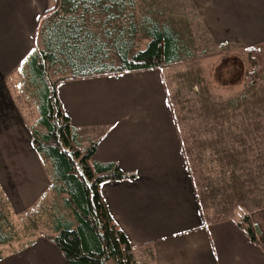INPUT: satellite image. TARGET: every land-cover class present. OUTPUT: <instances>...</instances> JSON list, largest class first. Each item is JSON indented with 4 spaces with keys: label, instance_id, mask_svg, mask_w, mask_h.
Wrapping results in <instances>:
<instances>
[{
    "label": "crops",
    "instance_id": "crops-1",
    "mask_svg": "<svg viewBox=\"0 0 264 264\" xmlns=\"http://www.w3.org/2000/svg\"><path fill=\"white\" fill-rule=\"evenodd\" d=\"M56 2L0 0V187L13 196L29 187L36 201L50 185L49 164L23 128L9 81L34 48L39 16ZM196 2L215 41L264 44V0ZM58 94L81 140L98 141L94 159L133 175L105 181L101 192L138 264H264V248L239 224L249 214L264 247L263 207L247 211L234 201L239 193L220 192L218 178L209 180L204 201L164 67L65 80ZM14 253L0 264H52V255L54 264H70L44 235Z\"/></svg>",
    "mask_w": 264,
    "mask_h": 264
},
{
    "label": "trees",
    "instance_id": "trees-1",
    "mask_svg": "<svg viewBox=\"0 0 264 264\" xmlns=\"http://www.w3.org/2000/svg\"><path fill=\"white\" fill-rule=\"evenodd\" d=\"M135 9L136 0H57L39 16V48L32 50L21 67L40 113L30 128L32 145L50 165L53 191L62 196L71 216H56L55 235L47 238L70 264H137L133 246L101 192L105 181L133 175L117 163L94 159L98 141L83 143L58 94V84L65 80L149 70L186 59L185 42L175 26L158 21L142 26L135 20ZM140 30L147 39L143 47L138 44ZM250 51L260 52L258 48ZM50 73L59 75L53 78ZM239 224L264 248L260 228L249 214ZM13 239L12 226L4 220L0 245Z\"/></svg>",
    "mask_w": 264,
    "mask_h": 264
},
{
    "label": "rangeland",
    "instance_id": "rangeland-1",
    "mask_svg": "<svg viewBox=\"0 0 264 264\" xmlns=\"http://www.w3.org/2000/svg\"><path fill=\"white\" fill-rule=\"evenodd\" d=\"M135 10V20L142 26L154 21L173 25L185 42L183 57L186 59L164 69L174 112L204 201L209 180L218 178L224 180L220 192L239 193V199L234 201L240 202L247 211L262 207L264 210V44H249L239 49L236 45L215 41L196 0H136ZM144 33L140 30L139 36ZM146 43L145 37L139 39V46ZM37 48L36 36L33 50ZM253 48L260 52H251ZM58 75L52 74V77ZM9 82L22 114L23 128L32 139L30 128L40 117L37 99L21 67ZM83 143L89 142L84 139ZM47 167L50 172V165ZM6 191L0 187V223L10 222L14 239L0 245L3 258L14 252L21 253L24 245L37 236L55 235L56 216L71 217L63 207L62 196L53 191L52 181L42 201L29 196V187L15 196L5 195ZM27 194L24 200L22 197ZM56 260L57 256L52 255V264ZM5 264H14V260H7Z\"/></svg>",
    "mask_w": 264,
    "mask_h": 264
}]
</instances>
